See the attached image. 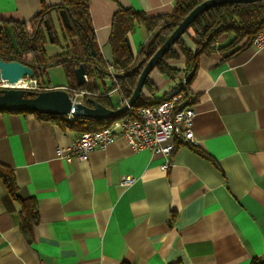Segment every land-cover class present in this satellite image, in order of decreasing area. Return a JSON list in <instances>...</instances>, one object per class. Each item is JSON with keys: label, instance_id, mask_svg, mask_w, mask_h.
<instances>
[{"label": "crops", "instance_id": "obj_1", "mask_svg": "<svg viewBox=\"0 0 264 264\" xmlns=\"http://www.w3.org/2000/svg\"><path fill=\"white\" fill-rule=\"evenodd\" d=\"M61 0H0L3 21L28 25L43 5ZM95 42L112 63V17L119 9L166 15L174 0H86ZM52 17L57 23L55 15ZM136 55L145 29L129 33ZM222 35L221 47L229 42ZM233 50V49H232ZM201 55L188 84L197 95L195 146L165 157L133 151L118 136L86 159L59 157L78 136L31 112L0 111V163L16 194L32 199V240L20 233V204L0 179V264H250L264 258V45ZM57 54V53H56ZM183 69V60L169 62ZM154 97L178 81L153 71ZM62 85H52L59 87ZM134 181L122 184V176Z\"/></svg>", "mask_w": 264, "mask_h": 264}, {"label": "trees", "instance_id": "obj_2", "mask_svg": "<svg viewBox=\"0 0 264 264\" xmlns=\"http://www.w3.org/2000/svg\"><path fill=\"white\" fill-rule=\"evenodd\" d=\"M204 0H174L172 11L166 15L149 17L142 11L132 9H119L112 17L109 34V44L112 50V65L118 74L117 78L120 86V93L128 99L135 88L137 79L146 61L154 54L159 46L165 41L169 34L196 5ZM60 10H65L69 27H65L60 19ZM52 14L55 15L57 24ZM49 21L52 36L48 35L47 23ZM139 25L148 34V40L160 29L156 38L146 47V43L141 46L138 53H132L126 43L129 40V33L134 25ZM59 27V30L56 27ZM264 28V0L252 3H223L208 8L201 12L187 27L184 33L175 41L157 62L151 71L179 80L186 76L187 82L191 81L198 67L199 57L208 55L213 51L232 50L227 57L245 49L251 45L254 36ZM225 35L229 42L221 47H216L217 40ZM60 38L64 41L66 49L54 54L55 65H61L65 72L67 83L62 86H71L76 89L86 90L93 97L107 107H113L106 92L103 75L105 65L103 58L97 49L92 24L86 0H61L56 5H43L41 11L34 15L28 25L15 20L3 21L0 31V58L4 61H18L28 65L38 86L42 88H52L46 84L43 76L46 73L47 61L45 60L44 44L49 40L52 44L60 46ZM93 41L96 51L95 57L90 56L89 42ZM72 48H70V46ZM63 46L61 48H63ZM77 49L75 53L74 50ZM144 59V62L138 64ZM183 60V69L171 67L169 62ZM81 63L86 67L85 75L87 80L82 85L76 84L74 69ZM146 78L140 96L135 107L144 105L149 99L154 97L156 90L155 83L150 75ZM102 82V91L97 83ZM32 91L26 96H32ZM1 111V110H0ZM36 115L52 121L62 127H67L80 134L85 131L100 130L106 126L110 120H95L91 118H73L69 116H57L52 114H41L32 111ZM197 155L210 159L209 155L198 146H189ZM0 179L5 185L9 195L16 200L20 206V233L27 239L28 243L32 238V227L36 225L38 216L36 204L32 199H20L16 194V184L13 172L10 168L0 163ZM250 264H264V258H253Z\"/></svg>", "mask_w": 264, "mask_h": 264}, {"label": "built area", "instance_id": "obj_3", "mask_svg": "<svg viewBox=\"0 0 264 264\" xmlns=\"http://www.w3.org/2000/svg\"><path fill=\"white\" fill-rule=\"evenodd\" d=\"M264 45V28L252 39L251 46ZM105 74L103 83L108 95L118 92L119 106L127 99L120 93L117 78L118 73L111 62L103 60ZM85 81L87 80L84 75ZM26 79V78H23ZM9 83L0 79V88H7ZM29 91H41L50 88H40L35 79H28L25 87H18ZM54 88V87H52ZM65 90L72 102L84 103L86 96L91 93L86 90L76 89L71 86H59ZM197 95L189 90L187 77H182L166 93L159 97H152L144 105L128 106L125 113L114 119L100 130L85 131L80 133L67 147H56L57 156L67 161L74 159L84 160L93 151L104 149L112 143L116 137L122 136L129 143L133 151L148 150L151 153H159L165 157L162 169H167L173 163L169 159L170 154L178 145L195 146L196 138L193 132V119L196 115L195 104ZM134 178L130 175L122 176V184L130 185Z\"/></svg>", "mask_w": 264, "mask_h": 264}, {"label": "water", "instance_id": "obj_4", "mask_svg": "<svg viewBox=\"0 0 264 264\" xmlns=\"http://www.w3.org/2000/svg\"><path fill=\"white\" fill-rule=\"evenodd\" d=\"M260 0H204L196 5L173 29L165 41L159 46L154 54L144 64L140 75L137 79L135 88L133 89L127 101L119 107H107L98 102L93 97H87L84 103L72 102L68 93L61 88H50L35 92L32 96L26 94L32 92L18 87L0 88V110L26 112L32 111L41 114H52L57 116H69L73 118H91L95 120H110L121 116L126 112L128 106L136 104L146 78L155 68L157 62L162 58L165 52L174 45L175 41L184 33L190 23L203 11L223 3H252ZM60 19L65 27H69V20L65 10H60ZM47 23L48 35L52 36L49 21ZM160 29H158L148 40L146 47L150 45L156 38ZM130 48L128 38L125 39ZM90 56L95 57L93 41L89 42ZM144 62V59L138 66ZM86 67L81 63L74 69V75L77 85L85 82ZM33 76V71L28 65H24L18 61H4L0 58V79H4L11 84L23 78L27 80ZM116 78L122 75L115 73Z\"/></svg>", "mask_w": 264, "mask_h": 264}, {"label": "rangeland", "instance_id": "obj_5", "mask_svg": "<svg viewBox=\"0 0 264 264\" xmlns=\"http://www.w3.org/2000/svg\"><path fill=\"white\" fill-rule=\"evenodd\" d=\"M57 24V23H56ZM59 30V27H56ZM60 46H56L52 44L49 40L46 41L44 44L45 48V54L46 58L45 60L47 61L46 65V73L43 76V80L46 81V84L50 85H65L67 83L66 77H65V72L64 69L61 65H55L53 64V61L55 60L54 54L60 53L66 49L65 46H63L65 43L64 41L60 38ZM63 46V48H61ZM70 46V45H69ZM70 48H72L70 46ZM74 52H77V49L74 50ZM98 85L100 86L101 90H104V86L102 82L97 80ZM110 103L112 104L113 107H117L119 105V94L118 92H111L108 94Z\"/></svg>", "mask_w": 264, "mask_h": 264}, {"label": "bare ground", "instance_id": "obj_6", "mask_svg": "<svg viewBox=\"0 0 264 264\" xmlns=\"http://www.w3.org/2000/svg\"><path fill=\"white\" fill-rule=\"evenodd\" d=\"M27 83H28L27 79H21L17 82L9 84L8 86H10V87H25Z\"/></svg>", "mask_w": 264, "mask_h": 264}]
</instances>
